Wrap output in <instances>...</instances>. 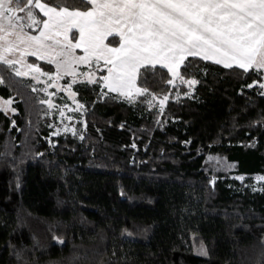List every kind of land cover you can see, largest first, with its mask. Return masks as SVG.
<instances>
[{
  "label": "trees",
  "instance_id": "obj_1",
  "mask_svg": "<svg viewBox=\"0 0 264 264\" xmlns=\"http://www.w3.org/2000/svg\"><path fill=\"white\" fill-rule=\"evenodd\" d=\"M32 11L29 33L43 17ZM16 71L0 64L12 100L0 108V264H264V69L189 56L178 68L189 88L142 66L147 92L132 98L102 85L103 68L64 74L83 105L69 128L53 105L67 94L50 107L42 81Z\"/></svg>",
  "mask_w": 264,
  "mask_h": 264
},
{
  "label": "snow or ice",
  "instance_id": "obj_2",
  "mask_svg": "<svg viewBox=\"0 0 264 264\" xmlns=\"http://www.w3.org/2000/svg\"><path fill=\"white\" fill-rule=\"evenodd\" d=\"M61 2L64 6H49L41 0L26 3L0 0V64L12 67L17 63L7 55L18 50V44L9 37L15 36L20 43L31 41L44 46L42 41L48 39L59 45L61 42L55 37L65 34L67 40V30L76 27L80 40L75 44L68 42L56 55L64 58V65L70 66L74 62L72 50L83 46L85 55L79 62L88 63L94 56L111 65L109 75L103 78L105 86L121 95L124 89L135 86L142 66L156 64H163L172 74L173 80L168 83L179 78L189 87L194 86L196 80L185 81L178 71L189 56L212 59L226 68L238 66L246 72L264 69V0H72V5L77 2L80 7L90 5L87 11L78 7L70 10L68 0ZM21 4L24 6L20 7ZM33 8L40 9L47 17L43 21L44 30L40 36H22L16 28L22 32L25 26L39 23ZM25 19L30 21L27 25L23 23ZM113 29L118 30L121 44L118 48H107L102 41L105 35L113 34ZM47 32L53 35L48 36ZM24 55L21 52V59ZM60 67L57 63V68ZM15 74L28 73L17 70ZM136 92L142 95L147 89L137 88ZM127 95L132 98L131 91ZM167 99L165 96L161 106ZM11 103L12 100L5 101L6 105ZM49 106L53 105L49 102ZM82 107L77 105L75 110ZM60 114L63 116V111ZM257 179L264 181V176ZM200 254L207 255V251L201 248Z\"/></svg>",
  "mask_w": 264,
  "mask_h": 264
},
{
  "label": "rangeland",
  "instance_id": "obj_3",
  "mask_svg": "<svg viewBox=\"0 0 264 264\" xmlns=\"http://www.w3.org/2000/svg\"><path fill=\"white\" fill-rule=\"evenodd\" d=\"M59 51L60 50H58V52ZM84 55H85V52L83 51L81 52L77 50H72V56L74 58V62L71 63L70 66H67V65H64V62H63L64 58L61 56H57L55 54L51 60H46V61H50L52 65L50 70L40 68L35 62H32L28 58L26 59L25 55L21 59V53H13L11 55H8L9 56L8 58L11 59L12 57V60L17 61L16 63L17 70L28 73L35 79H39L42 81L43 87L47 93L46 100L48 103L50 102L51 104H53L52 98H53L55 91L58 89H62L67 94V96L69 97V100L63 101L62 103L53 104V105L57 106L56 120L60 122L59 124L60 127L69 128L72 126V122L74 119L72 111L76 109L77 102L75 101L74 97L71 95L73 91L69 88L68 83L62 82L60 80L62 75L66 74L69 79L78 78V77L90 79L95 74L96 72L95 70L97 68H103L104 72L101 75L102 85L106 89H109L108 87L105 86V81L103 78L109 75L108 68L111 65L106 64L103 59L97 60L94 56L90 57L88 63H80L79 58ZM57 63L61 64V67L59 69L57 68ZM81 65H84L85 67L81 68L80 67ZM37 68L39 69L38 72L35 71V69ZM169 74H170V79L173 80L172 74L170 72ZM185 80L188 81V80H193V79L188 77ZM135 87L140 89V87L135 82L134 87L126 88L123 90L124 95H127L129 91H131L132 94L136 93ZM155 99H156V102L160 105L161 101L164 99V95H158L155 97ZM8 100H10L9 97H3L0 95V108H2L5 111L12 110L11 105L5 104V101H8ZM61 111H63L64 113L63 116H61L60 114Z\"/></svg>",
  "mask_w": 264,
  "mask_h": 264
},
{
  "label": "crops",
  "instance_id": "obj_4",
  "mask_svg": "<svg viewBox=\"0 0 264 264\" xmlns=\"http://www.w3.org/2000/svg\"><path fill=\"white\" fill-rule=\"evenodd\" d=\"M41 3H44V2L41 1ZM49 6H53V5L49 4ZM61 6H64V5H61ZM90 7L91 6L89 5L86 8H78V9L81 11H87ZM73 8H76V7H70V10H73ZM38 10L43 15V12L40 9H38ZM46 19H47V17L43 15V17L40 21L39 27L37 28V30L34 33H29V32H26L24 30L21 32V30L19 28H16L15 31L22 36H25V35L26 36H40V32L44 30L43 29V21ZM72 30H73V34L71 35ZM112 32L118 35V41L116 43H109L105 40V37H104L102 44H103V46H105L107 48H112V47L118 48L121 44L120 35L118 34L117 29H113ZM0 35H2V33H0ZM46 35L51 36V35H53V33L47 32ZM66 36H67V40H65V34H61V35L55 37V39H57L61 42L59 45H55L53 43V40L45 39L42 41V44L44 46H41V45L36 44L35 42H31V41H27L25 43H20L19 41L16 40L15 36H12V37H9V39L12 40L14 43L18 44V50L14 51L12 53H8L7 55H11L13 53L25 52V57L27 59L28 54L35 52L36 55H33V56L40 57V58H43L45 60H51L53 58V56L58 52V50H60L62 47H64L68 42H71V44L77 43L80 40V31L76 27H71L67 30ZM0 44H2V41H0ZM73 50L84 52L83 46L80 48H75ZM11 59H12V57H11Z\"/></svg>",
  "mask_w": 264,
  "mask_h": 264
}]
</instances>
